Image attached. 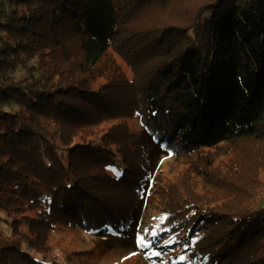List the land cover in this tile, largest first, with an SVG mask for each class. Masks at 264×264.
<instances>
[{"label": "trees", "instance_id": "1", "mask_svg": "<svg viewBox=\"0 0 264 264\" xmlns=\"http://www.w3.org/2000/svg\"><path fill=\"white\" fill-rule=\"evenodd\" d=\"M257 140L264 0H0V264H59L61 228L264 264Z\"/></svg>", "mask_w": 264, "mask_h": 264}, {"label": "rangeland", "instance_id": "2", "mask_svg": "<svg viewBox=\"0 0 264 264\" xmlns=\"http://www.w3.org/2000/svg\"><path fill=\"white\" fill-rule=\"evenodd\" d=\"M131 127L135 130H140V125L137 121H133ZM257 142L264 144L263 141L257 140ZM241 147L242 154L245 157L250 156L252 150H255L248 143L242 144L240 149ZM259 151H256V153ZM155 155H159H157V150ZM161 157V164L164 163L163 170L170 168L171 176L178 177L185 166L178 165L171 159L164 160L163 155ZM224 159L227 158L225 157ZM260 178L264 181V174H261ZM116 241L118 242H106L77 229L61 228L55 230L49 236L50 253L46 256L37 255V257H47L49 263L57 262L59 264H142L137 255L138 252L133 249V245L131 244V248L124 246L127 241L126 235H121ZM136 249H140V247L138 246Z\"/></svg>", "mask_w": 264, "mask_h": 264}, {"label": "snow or ice", "instance_id": "3", "mask_svg": "<svg viewBox=\"0 0 264 264\" xmlns=\"http://www.w3.org/2000/svg\"><path fill=\"white\" fill-rule=\"evenodd\" d=\"M139 243H140L141 245H143V244H144V238H143V237H141V238H140V241H139Z\"/></svg>", "mask_w": 264, "mask_h": 264}]
</instances>
